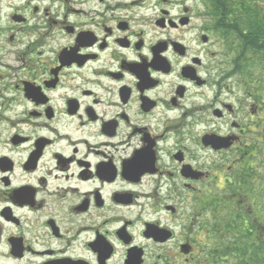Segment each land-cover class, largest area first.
Listing matches in <instances>:
<instances>
[{"label": "flooded vegetation", "instance_id": "flooded-vegetation-1", "mask_svg": "<svg viewBox=\"0 0 264 264\" xmlns=\"http://www.w3.org/2000/svg\"><path fill=\"white\" fill-rule=\"evenodd\" d=\"M246 2L0 0V264H213L263 126L220 72Z\"/></svg>", "mask_w": 264, "mask_h": 264}, {"label": "trees", "instance_id": "trees-1", "mask_svg": "<svg viewBox=\"0 0 264 264\" xmlns=\"http://www.w3.org/2000/svg\"><path fill=\"white\" fill-rule=\"evenodd\" d=\"M260 5L246 2L243 12L229 20V31L221 34L227 43L222 73L238 77L246 95L259 106L263 126L247 132L252 142L242 171L226 183L223 193L213 195V203H236L229 206L227 215L213 208L219 211L216 223L234 230H226V241L215 243L213 264H264V2Z\"/></svg>", "mask_w": 264, "mask_h": 264}, {"label": "water", "instance_id": "water-1", "mask_svg": "<svg viewBox=\"0 0 264 264\" xmlns=\"http://www.w3.org/2000/svg\"><path fill=\"white\" fill-rule=\"evenodd\" d=\"M204 141L207 145L213 146L215 150H219L222 148H228L230 146V143H228L229 140L222 139L217 136H208L204 138ZM208 142V143H207Z\"/></svg>", "mask_w": 264, "mask_h": 264}, {"label": "rangeland", "instance_id": "rangeland-1", "mask_svg": "<svg viewBox=\"0 0 264 264\" xmlns=\"http://www.w3.org/2000/svg\"><path fill=\"white\" fill-rule=\"evenodd\" d=\"M215 51H218V49L216 48L215 49ZM222 53H223V50H222ZM223 57L221 58V60L223 61V62H225V60H226V57H225V53H223ZM226 69V66H224L223 68H222V70H220V72H223V70H225ZM217 73V71H215V74ZM240 92V91H239ZM239 92L238 91H236V93H238L239 94ZM241 94H242V92H240ZM248 105L249 104H247V106H246V108L248 107ZM247 112H249L248 110H247ZM228 127H224L223 129H227ZM214 160H215V163H217V164H221L222 163V161L221 160H219V158H214Z\"/></svg>", "mask_w": 264, "mask_h": 264}]
</instances>
